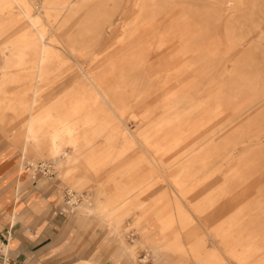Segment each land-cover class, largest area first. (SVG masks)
Here are the masks:
<instances>
[{"label": "rangeland", "instance_id": "1", "mask_svg": "<svg viewBox=\"0 0 264 264\" xmlns=\"http://www.w3.org/2000/svg\"><path fill=\"white\" fill-rule=\"evenodd\" d=\"M26 1L29 13L43 18L40 25L52 34L45 41L56 53L33 109L44 113L37 138H29L39 143L25 142L34 50L15 48L29 43V36H21L32 26L19 9H7L5 0H0V135L10 154L23 156L20 169L27 166L38 177L44 171L36 166L50 165L53 184L80 195V204L65 215L71 223L61 247L41 255L40 263L107 264L115 254L117 263L128 264H264V103L257 104L264 96L259 57L264 39L259 41L251 22L218 24L217 0H154L168 18L205 29L209 47L225 61L122 60L105 56L109 49L102 48L98 33L123 25L134 0ZM257 11L262 21L264 1ZM225 28L237 43H227ZM242 33L248 39H239ZM249 39L258 40L242 59ZM11 50L21 52L17 62L6 60ZM79 65L102 86L107 103L96 91L82 89ZM119 117L134 139H93L92 126L105 123L112 130ZM170 119L174 133L167 135L160 128ZM62 122L64 130L78 132L74 148L81 154L69 174L48 149L51 131ZM121 144L129 146L124 153L118 152Z\"/></svg>", "mask_w": 264, "mask_h": 264}, {"label": "bare ground", "instance_id": "2", "mask_svg": "<svg viewBox=\"0 0 264 264\" xmlns=\"http://www.w3.org/2000/svg\"><path fill=\"white\" fill-rule=\"evenodd\" d=\"M5 1H6L5 6L7 7V9L8 8L19 9L20 14H22L25 17L26 21H28V23H30L32 26L29 35L27 34L21 36V40L28 39L29 36L30 37L29 43L18 44L15 48L19 49L20 47L27 46L34 50L33 54L30 55V57L34 56V58L32 57V59H34L33 68L35 69V75L34 78H32L33 81L31 82V90L33 95L30 100V112H29L30 115L28 117L25 128V142L26 144L30 143L32 145H36L37 143H39V141L37 139L33 140L29 138H37V133H38L37 128H40L42 125L41 122L44 113L42 112L33 113V109L38 102L39 89L40 90L42 89L40 87V84L43 87L44 85L43 83H48V82H44L43 75L45 72L47 73V71L53 68L51 65V69H50V63L56 53L54 54V52L51 50L52 47L49 48L47 45L48 43H46L45 41L46 36L50 31L47 28H45L43 25H40L43 23V18L38 15L32 16L29 13L30 9H29V5L27 4V1L26 0H5ZM217 1L219 2L220 7L222 8L219 13L221 18L217 22L218 24H222L223 26H228L232 24L237 25L238 23H242L244 20L245 21L249 20L252 24L253 30H256L258 32L259 41L264 39V18L262 19V21H258V16H257L258 14L257 8L261 4V0H217ZM263 1L264 0H262V2ZM160 6L161 3H155L154 0H134V5L131 11L132 12L131 17L128 20L124 21L123 25H120L119 27L111 26L107 30H103V29L100 30L98 33L99 43L101 42L102 48L104 47L107 50L109 49L105 56H107L108 58H120L122 60L138 59L141 61L143 60V61L155 62V63L156 62L171 63V62H179V61H188L191 59H200V60L204 59L209 61L216 60L217 62L225 61L226 57H224L219 52L218 49H213L209 47L211 46L210 43L212 42L210 41L209 35L206 33L205 29L198 28L195 26L185 25L188 23L185 22V24H183L184 22L179 19L174 20L168 18L163 11L157 10V8ZM66 9H69V6H66ZM241 15L242 17L240 18ZM39 25L43 27H39ZM52 26H54V22ZM121 27L123 29V33L120 32ZM221 30L225 31V37L229 45L234 42L237 43L234 34L228 33L230 28H225ZM247 35H249V33H242L240 34L239 39L245 40L247 38ZM257 40L255 41L253 39L247 40L243 48H241L243 52L238 57L242 56L243 57L242 59H244V57L248 56L249 54L247 51L254 47V44ZM56 49H58V47L55 48V50ZM20 53L21 52L15 53L13 50H11L9 53L5 54L6 60L14 59L16 61H12V62H17L18 61L17 55L19 56ZM260 56L261 58L264 57V52L262 53V55H259V57ZM79 66H80L79 71L86 82L82 89L96 91L99 99H101L102 102L107 103L108 99L106 98V94H104L103 92L102 86L98 82H95L91 73L87 72L81 65ZM211 68L217 69L215 67H211ZM223 71H224L223 69L221 70L217 69V73ZM94 99H97L98 101L97 97H95ZM262 102L264 103V96L257 102V104L259 103L261 104ZM255 106L256 105H253L250 109L254 108ZM238 118L240 117H237L235 119ZM118 119H120L119 120L120 123L119 124L116 123L115 127H113L112 130L109 129L107 131V125L105 123L92 126L91 133L93 139L103 137L104 139L110 141L111 139H115V138L119 139V136L122 137V140L134 139L135 135L133 136L131 132L132 130L129 131L128 129L129 127H127V124L123 121L121 117H119ZM170 120L171 121L168 123H163L162 127L160 128L161 131L165 129L164 131L165 134L167 135L174 133V130L169 127V124L172 122L173 119ZM60 124L61 127L58 128V130L51 131V140L48 149L49 152L52 154V156L55 158V160L57 161L63 160L62 165L63 164L65 165V163L67 164L68 162L72 163L77 161L76 157L78 156L75 154L74 143L76 142L75 139H78V132H74L71 126H70L71 129L66 128L64 130L65 128L64 122ZM163 127H167V128H163ZM137 130H140V128ZM62 135H64L65 137L63 138ZM160 142H161L160 144H162L163 141ZM64 143H67L66 146H63ZM119 144L120 143H118L117 145ZM120 147L121 148H119L118 151L119 153H124L129 148L128 145H122ZM43 149L45 151L47 150L45 148ZM143 152L145 153V151ZM29 164L35 166V162L31 161L29 162ZM40 166L42 165L39 166L37 165L36 167L38 168ZM21 169H24V166L21 167ZM177 196L179 197V199H181L180 194H177ZM79 197L80 195L75 193L69 196L70 200L68 202L66 201V208L64 209L67 213L73 212L76 209V207L80 204ZM131 198L132 196L129 195L127 198L119 202V204L120 205L126 204L127 201L130 200ZM86 209L88 212H91V208L87 207ZM161 250L163 251V247H161V245L159 247L157 246L155 247L156 256H160L159 253L161 252Z\"/></svg>", "mask_w": 264, "mask_h": 264}, {"label": "crops", "instance_id": "3", "mask_svg": "<svg viewBox=\"0 0 264 264\" xmlns=\"http://www.w3.org/2000/svg\"><path fill=\"white\" fill-rule=\"evenodd\" d=\"M5 143L0 135V238H9L0 264H41V255L60 248L68 233L66 204L61 208L67 191L53 184L55 177H35L27 166L20 169L23 156L10 154ZM80 155L77 161L65 163L68 174L80 164ZM116 256L109 257L107 264H128L117 263Z\"/></svg>", "mask_w": 264, "mask_h": 264}, {"label": "built area", "instance_id": "4", "mask_svg": "<svg viewBox=\"0 0 264 264\" xmlns=\"http://www.w3.org/2000/svg\"><path fill=\"white\" fill-rule=\"evenodd\" d=\"M40 167L43 168L44 175H46V176H48V177H52V175L54 174V172L50 169V168H51L50 165H47V164H44V163H43L42 166H40ZM71 194H73V192H71V191H67V192H66L67 202L70 200L69 196H70ZM64 212H66V211L64 210ZM66 213H67V212H66ZM8 239H9V238H4V239H1V238H0V257L4 255V254H3V250H4V247H5V245H6L5 243L8 242Z\"/></svg>", "mask_w": 264, "mask_h": 264}]
</instances>
